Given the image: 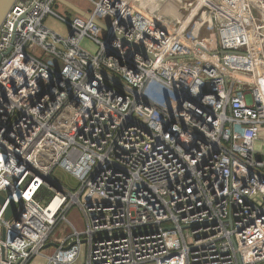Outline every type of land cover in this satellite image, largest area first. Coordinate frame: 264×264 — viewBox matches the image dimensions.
Wrapping results in <instances>:
<instances>
[{
	"label": "built area",
	"instance_id": "1",
	"mask_svg": "<svg viewBox=\"0 0 264 264\" xmlns=\"http://www.w3.org/2000/svg\"><path fill=\"white\" fill-rule=\"evenodd\" d=\"M90 1L109 55L92 18L43 24L55 0L0 24V264H28L61 219L46 264H264V0Z\"/></svg>",
	"mask_w": 264,
	"mask_h": 264
},
{
	"label": "rangeland",
	"instance_id": "2",
	"mask_svg": "<svg viewBox=\"0 0 264 264\" xmlns=\"http://www.w3.org/2000/svg\"><path fill=\"white\" fill-rule=\"evenodd\" d=\"M69 2L77 5L79 8L85 11H91L93 8V3L90 0H68ZM52 13H48L43 19V24L50 28L51 30L65 35L68 31V25L62 19H69L70 16L74 15L69 8L64 6L59 1L55 0V2L51 6ZM104 21H109L108 18H103ZM82 47L87 48L91 52H95L97 50V45L91 41L89 38H85L82 43ZM35 52L37 49L34 50ZM146 92L151 95V97L156 98L159 102L166 104V102L170 105L173 104L177 97L172 93L168 88L161 86L160 84L155 83L154 81L150 82L147 86ZM264 126L260 128L259 139L255 143L254 150L255 152H259V156L264 159ZM53 175L55 178L60 179L63 183L70 186V188H74L76 183L73 177L59 169L54 170ZM65 217L68 221H70L78 230H82L85 228V220L84 216L81 213L79 207L77 205H71L66 213ZM70 231V227L68 224L62 219L58 221L55 227L52 229L49 236V245L42 249L39 255L34 256L28 264H46L47 260L45 259V255L51 254V251L54 246V240L59 238L63 234H67ZM85 255L84 251L79 257V259L74 264H82L84 261ZM152 264V263H145Z\"/></svg>",
	"mask_w": 264,
	"mask_h": 264
},
{
	"label": "water",
	"instance_id": "3",
	"mask_svg": "<svg viewBox=\"0 0 264 264\" xmlns=\"http://www.w3.org/2000/svg\"><path fill=\"white\" fill-rule=\"evenodd\" d=\"M14 0H0V24L2 23L5 15L7 14L8 10L10 9L12 3H13ZM59 1L60 3H62L64 6H66L67 8H69L72 12H74V14L76 15H79V16H82L86 19H91L93 20L94 23H96L99 27H101V29L104 31L105 35H107L104 39H103V48L105 50V53L107 55H109L111 53V50L109 48V42H110V39L115 36V33L111 30V27L110 25L105 21L103 22L102 20H99V19H96V18H93L91 16V14L88 12V11H85L81 8H79L77 5L69 2L68 0H57ZM123 39V38H122ZM125 42L126 40L123 39ZM133 48L140 52L141 54L145 55V51L143 50V48L141 46H137L135 44H132ZM185 98V97H183ZM185 99H190L189 96H187ZM47 181L49 183H53L52 182V178H48ZM5 201V198L0 195V204H3ZM14 206L15 204L13 202H9L5 208V213H4V217L5 219H7L10 214H12V211L14 209ZM22 210V208H20ZM19 217V215H15L13 218L15 220H17Z\"/></svg>",
	"mask_w": 264,
	"mask_h": 264
},
{
	"label": "crops",
	"instance_id": "4",
	"mask_svg": "<svg viewBox=\"0 0 264 264\" xmlns=\"http://www.w3.org/2000/svg\"><path fill=\"white\" fill-rule=\"evenodd\" d=\"M48 244H49V243H48ZM48 244H47V245H48Z\"/></svg>",
	"mask_w": 264,
	"mask_h": 264
}]
</instances>
